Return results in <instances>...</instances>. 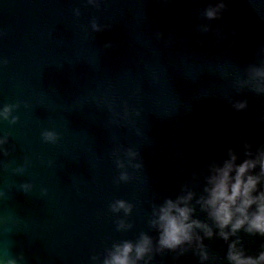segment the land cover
Masks as SVG:
<instances>
[{
	"label": "water",
	"instance_id": "95a60500",
	"mask_svg": "<svg viewBox=\"0 0 264 264\" xmlns=\"http://www.w3.org/2000/svg\"><path fill=\"white\" fill-rule=\"evenodd\" d=\"M257 71L264 0H0V264H105L144 235L150 264H201L195 245L158 250L154 214L191 191L212 225V166L264 152ZM235 240L264 251L204 237L203 264Z\"/></svg>",
	"mask_w": 264,
	"mask_h": 264
},
{
	"label": "clouds",
	"instance_id": "9594fccd",
	"mask_svg": "<svg viewBox=\"0 0 264 264\" xmlns=\"http://www.w3.org/2000/svg\"><path fill=\"white\" fill-rule=\"evenodd\" d=\"M215 11L210 10L208 16H215ZM256 75L264 77V71H257ZM245 104L238 105L239 108ZM11 112L10 106L0 110V117L7 119ZM47 139H53L52 133L45 134ZM4 141H0L2 144ZM251 156V153H249ZM238 157L230 153V159L222 165H213L211 175L207 178V186L204 195L197 203L201 211L206 212L212 225L219 231L216 232L212 225L194 219L196 208L192 205L195 194L188 191L177 199H168L155 212L153 225L159 231L158 250L176 251L183 249L185 245H195L199 249L201 264L209 259L204 237L213 238L218 235L225 242L236 236L241 230L250 234L264 236V190L260 185L264 183V152L255 159H246L237 164ZM259 166V174H253ZM121 179H127L122 175ZM124 209L131 211V206L125 201H117L114 211ZM199 230V231H198ZM203 232V236L200 235ZM152 238L144 235L137 243L124 242L117 245L105 264H138L144 260L150 264L153 253ZM240 245L239 240L228 244L227 260L229 264H264V251L258 255H248ZM134 253V256H133ZM145 257L148 259L145 260ZM8 264H16L9 261Z\"/></svg>",
	"mask_w": 264,
	"mask_h": 264
}]
</instances>
